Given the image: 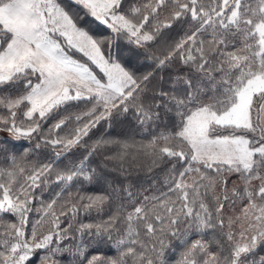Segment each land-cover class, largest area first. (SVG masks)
Instances as JSON below:
<instances>
[{"label":"snow or ice","instance_id":"1","mask_svg":"<svg viewBox=\"0 0 264 264\" xmlns=\"http://www.w3.org/2000/svg\"><path fill=\"white\" fill-rule=\"evenodd\" d=\"M0 264H264V0H0Z\"/></svg>","mask_w":264,"mask_h":264}]
</instances>
